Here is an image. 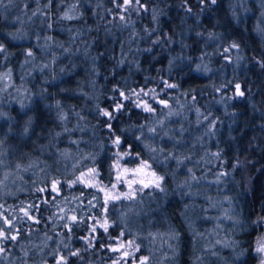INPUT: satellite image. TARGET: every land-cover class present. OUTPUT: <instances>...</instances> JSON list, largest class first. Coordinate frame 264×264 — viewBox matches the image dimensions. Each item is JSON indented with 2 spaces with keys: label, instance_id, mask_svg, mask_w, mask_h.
<instances>
[{
  "label": "trees",
  "instance_id": "16d2710c",
  "mask_svg": "<svg viewBox=\"0 0 264 264\" xmlns=\"http://www.w3.org/2000/svg\"><path fill=\"white\" fill-rule=\"evenodd\" d=\"M61 1L2 0L0 4V44L5 48L0 53V74L16 73L27 57L35 66L29 68L32 75L23 73L29 88L22 89V94L16 92L18 88H0L4 89L0 91V112L4 113L0 117V159L8 166L30 159L35 170L50 167L54 179L60 181V197L47 201L56 217L59 205L84 208L83 202L94 204L102 199L104 206V192L95 191L84 200L73 193L76 183L68 184L76 178V167L63 157L60 143L67 134L75 139L79 135L73 127L78 118L87 128L79 136L82 149L76 151L77 158L87 155L105 189L111 191L116 183L118 169L111 167L115 152L128 151L132 155L120 160L121 170L131 169L141 160L160 172L163 165L170 169L171 175L163 180L167 191L158 203L177 210L188 201L197 205H221L224 201L254 229V239L264 238V16L247 15L245 21L239 20L232 13L233 0H217L215 5L210 0L203 4L200 0H141L145 8L138 12L114 7L123 0H77L63 5L76 12L69 20L64 18L67 7L64 12L58 8ZM232 43L239 49L225 53ZM218 69L224 74L204 85L202 95L187 106V112L201 108L202 116L209 118L207 123L214 122L207 136L203 137L197 125L175 134L170 125H163L160 137L149 143L152 133L148 129H156L160 119L169 114L176 104L171 95L181 83L191 79L189 88L192 80L201 81L202 74ZM164 81L177 87L165 88ZM236 84L243 96L235 95ZM140 89H155L157 97L169 100L170 106L156 105L157 117L145 119L147 113L135 106L136 96L124 100L119 95L120 91L127 95ZM184 95L183 100L187 98ZM148 98L151 95L141 97ZM102 100L108 111H113L117 102L124 107L109 119L100 114ZM61 112L64 120L58 119ZM187 112L181 119L175 115L180 124L187 123ZM117 136L123 144L119 149L112 144ZM204 145L211 151L196 157L195 151ZM169 152L172 158L165 160ZM127 173L117 184L118 193ZM42 182L35 180V186L25 184L12 193L0 189V213L22 215V208L31 210L23 199L37 194ZM127 204L132 205L121 199L110 201L108 236L124 222L121 213ZM173 241L154 240L141 249L153 255L168 252ZM98 242L94 241V246ZM88 248L82 243L72 251L78 250V255L69 253L67 259L85 264L91 258Z\"/></svg>",
  "mask_w": 264,
  "mask_h": 264
},
{
  "label": "rangeland",
  "instance_id": "374dc122",
  "mask_svg": "<svg viewBox=\"0 0 264 264\" xmlns=\"http://www.w3.org/2000/svg\"><path fill=\"white\" fill-rule=\"evenodd\" d=\"M76 1L63 0L58 8L61 7V12L65 11L69 16H75L76 12L72 8L69 10L70 7L66 5H69V3L73 5ZM65 2L67 9H65V6V8L63 7ZM114 7L119 8L116 4ZM232 11L242 21H245L247 15H252L257 18L263 17L264 0H233ZM43 53L46 54L47 52L44 50ZM28 59L27 57L25 66L16 67V73L14 71L11 72L9 79H0V88H5V84H7V89L15 90L18 88L19 90L16 92L20 94H22V89L29 88L28 82L23 79L28 74H31L29 68L35 66ZM24 72H27V75H24ZM191 74H195V72ZM223 74V69L202 74L205 75H200L202 80H192L189 88L191 79H186L182 82L178 89L171 95V99H175L176 104L168 112L173 113V115L167 114L165 119H160L163 123H158L160 127L157 126L155 133L151 134L149 143H153L154 138L160 137L161 133H163L160 131L163 125H170L169 128L174 130V134L176 131V133H184L191 125H197L202 130L203 137L207 136V130L213 126L212 124L214 122L207 123L209 118L205 119L206 116H202L201 108L192 107L187 112V106L199 98L200 93L202 95L201 89L204 85L212 83L218 76H222ZM20 79H22V82ZM183 93L187 95L188 99L184 98L183 100L182 96L185 97ZM143 100L147 102L154 101L152 103L148 102L154 109L157 108L155 107L156 105L162 108L165 107L158 103L159 100H166L168 106H170V101L162 97H157L156 100L152 98ZM179 103L180 107L178 106ZM171 104L173 105L174 102L172 101ZM106 106L107 104L102 100L99 111ZM185 111L187 112L185 121L190 123L180 124L178 120L183 118L182 113ZM155 112L156 110L152 113L145 112V114L147 113L145 119L149 116L156 118L157 114L155 115ZM176 114L180 116L179 119H177L178 116L175 117ZM173 117L174 119H172ZM73 123L74 131L76 133L79 132V135L75 139L74 135L67 134L60 145L62 150L68 153L67 156L63 157L74 163L76 177H78L82 172L87 173V170L91 168V160L87 159V155H84L81 159L77 158L76 151L82 149L79 136L86 130L87 125L80 123L78 118ZM177 126L182 127L177 128ZM210 151V147L204 145L195 151V156L198 157ZM138 165L131 169H135ZM33 166L35 164L30 159L16 160L13 165L9 166L4 160L0 159V189L12 193L25 184L28 186L34 184L35 180H42L41 185L38 184L39 186L37 187L44 189L43 192L38 191L37 194H28L23 199L29 205L35 206L29 210V214L35 217V220L28 219L23 213L19 215L14 212H7L8 214L4 215L12 220L10 231L13 234L18 233V236L16 241L9 239L3 242L2 246L5 248V252L0 254V264H57L60 256L68 258L69 253L75 251L82 243L89 245V241L92 245L88 248L90 249L91 258L85 264H113L114 261H118V264H140L141 257L148 258L144 264H251L252 260L255 261L254 264H259L261 258H264V254H258L255 251L257 240L253 238L254 229L241 220L237 216L233 206L227 204V202L224 203L221 200L223 201L221 205H197L188 201L182 203L181 205H184V207H179L177 210L169 209V206L162 204V202L158 203L167 191L163 180L168 175H171L170 169L164 165L161 168V172L150 165V168L145 169L144 173L136 174L135 177L129 171L124 176V188L119 193L115 191L116 189L111 190L112 193L115 192V195L126 193L129 191V188L125 181L134 178L137 180L145 179L147 181L150 178L147 173L150 172H155L164 178L161 181L163 191L155 187H149L143 191H139L141 188L139 183L132 185L133 189H136L135 199L126 200L121 197V200L130 202L132 205L127 204L128 206L121 213L124 216V222L122 225L113 228L110 236L99 225L96 226L95 232L90 231V226L96 220H103L105 218L108 220V213L104 212L102 199L97 200L93 204L94 206H90L88 202H83L84 208L59 205V216L56 217L52 211V206L48 202L45 203V201L53 199L56 196L57 198L60 197L59 191L54 192L51 188L54 174L52 170L50 171V167L46 168V170H35ZM94 179L101 184V177L96 176ZM95 191H98V189L91 186L85 187L83 183L79 182L73 188V193L79 194L84 200L88 199L89 195ZM142 204L144 205L142 206ZM68 215H75L78 218V222L73 223L69 221L67 219ZM81 217L83 219H80ZM65 224H69L70 227H65ZM8 227L7 225L6 228ZM122 232L123 235H121ZM165 238H172L174 240L173 244L171 243L172 245H168L166 250L168 252L163 251L162 253L153 255L147 254L141 249L144 243L151 244L154 240H163ZM70 239L73 240L71 241ZM96 240H99V242L94 246V241ZM130 241H134V244L129 245ZM168 243L170 242L168 241ZM121 244L124 245L121 251H110L111 247H118ZM134 248L136 249L135 251H133ZM124 251L131 254L134 253V255L131 259L128 256L122 257V252ZM241 252L245 256L242 257ZM246 259L249 261H246ZM66 264L74 263H71L67 259ZM75 264L80 263L77 262Z\"/></svg>",
  "mask_w": 264,
  "mask_h": 264
},
{
  "label": "snow or ice",
  "instance_id": "6c2138e0",
  "mask_svg": "<svg viewBox=\"0 0 264 264\" xmlns=\"http://www.w3.org/2000/svg\"><path fill=\"white\" fill-rule=\"evenodd\" d=\"M210 2H211V4L215 5L217 3V0H210ZM113 3H116V0H113ZM200 3L203 4L204 0H200ZM0 4H2V0H0ZM117 6L119 8L124 9L125 11H127L129 9H134L137 12L140 11V9L145 8V5L143 3H141V0H123V2L118 4ZM188 11H191V9H188ZM64 18L71 20V19H74L75 17L69 16L67 14V12H66V13H64ZM124 19H125V17L123 15H121L120 16V20L124 21ZM153 19H156L155 15L153 16ZM49 27H51V25H49ZM262 31H264V30H262ZM49 39H51V38L49 37ZM154 43H156V41H154ZM230 49H239V45L236 44V43H232L230 45V48H225L224 49L225 53L229 52ZM65 51H67V49H65ZM3 52H5V48H4V46L2 44H0V53H3ZM27 55L29 57H31L33 55L31 50L27 51ZM226 59H227V57H226ZM199 67L200 66L198 65L197 68H199ZM262 67H264V65H262ZM10 76H11L10 72L6 73V74H0V79H9ZM7 86L8 85L5 84V88H7ZM164 87L171 89V88L177 87V85L168 83L167 81H164ZM235 89H236V91H235V95L236 96H243L244 95V93L240 90L241 89L240 84H236L235 85ZM3 90L4 89H0V91H3ZM163 90L164 89H161V91H163ZM119 95L124 100H129L131 98V96H136L137 97V102H136L135 106L137 108H142L145 112H148V113H152V112L155 111V109L147 101L141 99V97H147V96L151 95V98L153 100H156L157 99V92H156L155 89H149L148 91H144V89H140L139 92L133 90L132 92H130L127 95L125 94L124 91H120ZM158 103L161 104V105H164L165 107L168 106V102L166 100H159ZM57 107H59V102L58 101H57ZM123 107H124V105L122 103L117 102L115 104V108H114L113 111H108L106 109H100V114L103 115V116L108 117L109 119H112L113 115H114V112L121 110ZM169 115H173V113H169ZM2 116H4V113L0 112V117H2ZM58 119L64 120L65 119V114L63 112H61L59 117H58ZM205 119H207V117H205ZM159 123H163V121H160ZM109 127H111V126L109 125ZM65 130L67 131V129H65ZM148 131L151 132V133H155L156 130H155V128H149ZM24 132L25 133L28 132V128L27 127H25ZM56 135H59V133H57ZM138 139H139V137H138ZM73 143H75V141H73ZM112 144L117 149H119V148H121L123 146L121 138L119 136H117L114 140H112ZM62 155L63 156H67L68 155L67 151L63 152ZM131 155H132V153H130L128 151H124V152L116 151L115 152L116 159L113 162V164L111 165V167L118 169V172H117V176H116V183H113L111 185V189L112 190H115L116 187H117V184L121 183V177H122V175L124 173H127V172L131 171L133 173V176L135 177L136 174L144 173L145 169L150 168V165H149L148 161L141 160L139 165L135 169H122L121 170L120 160L123 159L124 157H128V156H131ZM172 155L173 154L171 152H169L167 157H165V160H167L168 158H172ZM213 155H217L218 156V153H214ZM177 163L178 164L181 163V160L177 159ZM17 167H19V165H17ZM188 171L191 172L192 170L189 169ZM98 175H99V173H98V171H97V169L95 167L89 168L87 170V173H83L82 172L80 174V176L76 177L75 180L69 181L68 184H69V186H71L72 184L79 182V183H83L85 187H89V186L95 187L99 191L104 192L105 193V196H104V212L105 213L108 211V205H109L110 201L119 200V199H121V197H123V199H126V200H134L135 199L136 189H133V187H132L133 184L139 183L141 185V188L139 189V191H143L145 188H149V187H155V188L160 189L161 191H163V189L161 188V181L164 178H163V176L157 175L155 172L147 173V175L150 177L149 179H147V181L145 179L137 180L135 178L132 179V180L125 181V183H127L129 191L126 192V193H120L119 195H113L112 191L105 189L104 187L101 186L100 182L95 181L94 178L96 176H98ZM86 177H87V179H86ZM192 179H196V177L193 176ZM59 184H60L59 180L53 179V181L51 183L52 191L58 192L59 191V188H58ZM37 191L43 192L44 189L41 188V189H38ZM93 200H95V197H93ZM45 203H47V201H45ZM88 203H89L90 206H94L93 205V201H89ZM29 207H35V206L34 205H29ZM20 211L28 219L35 220V217H33L32 215L29 214L28 208H22ZM61 211H63V209H61ZM67 219L69 221L73 222V223H77L78 222V218L75 215H68ZM80 219H83V218L81 217ZM0 220L3 221V224H0V254H3L5 252V248L2 246L3 242L5 240H9V239L12 240V241H16L18 233L13 234V232L10 231V228H11V225H12V220L9 219V218L4 217L2 213H0ZM4 225H8L9 227L5 228ZM97 225H99V227L103 228L105 232L108 231L109 223H108V220L106 218L103 219V220H96V222L92 226H90V231L91 232H95ZM65 227H70V225L69 224H65ZM121 235H123V232L121 233ZM93 238H95V237H93ZM131 244H134V241H130L129 245H131ZM65 246L67 247V245H65ZM88 246L89 247L92 246L90 241H89V245ZM123 247H124L123 244L119 245L118 247H111L110 251L118 252V251H121V249ZM135 250L136 249L134 248L133 251H135ZM255 251L258 254H264V238L258 239ZM242 254L243 253H241V255ZM70 255H72V256L78 255V250H77V252L70 253ZM129 255H131V253H129L127 251L122 252V257H127ZM147 259H148L147 257H141L140 258V264H144V262ZM66 260H67L66 257L60 256L58 261H57V264H66ZM113 264H118V261H114ZM259 264H264V258H261V260L259 261Z\"/></svg>",
  "mask_w": 264,
  "mask_h": 264
},
{
  "label": "clouds",
  "instance_id": "9594fccd",
  "mask_svg": "<svg viewBox=\"0 0 264 264\" xmlns=\"http://www.w3.org/2000/svg\"><path fill=\"white\" fill-rule=\"evenodd\" d=\"M5 258H6V256H5Z\"/></svg>",
  "mask_w": 264,
  "mask_h": 264
}]
</instances>
